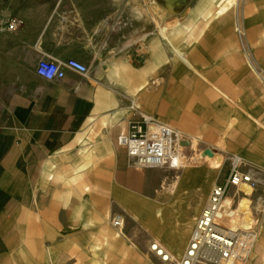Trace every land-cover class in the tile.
<instances>
[{
	"label": "crops",
	"instance_id": "obj_1",
	"mask_svg": "<svg viewBox=\"0 0 264 264\" xmlns=\"http://www.w3.org/2000/svg\"><path fill=\"white\" fill-rule=\"evenodd\" d=\"M216 2L0 0V264H51V253L55 264L87 263L82 244H94L102 214L119 208L140 223L114 196L145 194L135 182L147 175L116 143L138 113L196 150L264 169V0L237 5L251 63L234 12L213 16ZM41 59L88 73L46 81ZM198 172L183 171L177 194L156 203L200 215L193 194L208 176Z\"/></svg>",
	"mask_w": 264,
	"mask_h": 264
},
{
	"label": "built area",
	"instance_id": "obj_2",
	"mask_svg": "<svg viewBox=\"0 0 264 264\" xmlns=\"http://www.w3.org/2000/svg\"><path fill=\"white\" fill-rule=\"evenodd\" d=\"M241 1L234 0L232 8L237 10ZM234 16L235 32L249 55L242 24L236 14ZM21 25L20 21L14 20L6 28L14 31ZM65 69L80 75L88 73L87 66L76 60L60 63L52 59L39 60L35 72L44 80L53 81L63 79ZM118 144L125 148L131 164L138 170L169 168L171 155L176 154V149L187 148L179 132L143 113H138L134 120L128 122L126 131L118 137ZM226 161L228 172L222 183L212 186L183 255L176 259L163 245L150 242L148 250L160 264H243L247 260L249 247L257 235L260 217L264 215V192L255 196L254 191L264 187V183L257 170L240 156H229ZM241 186H247L254 192L251 194L254 198L250 204V218L246 225L230 230L219 216V210L230 192L237 193ZM111 221L114 227H123L118 216Z\"/></svg>",
	"mask_w": 264,
	"mask_h": 264
},
{
	"label": "bare ground",
	"instance_id": "obj_3",
	"mask_svg": "<svg viewBox=\"0 0 264 264\" xmlns=\"http://www.w3.org/2000/svg\"><path fill=\"white\" fill-rule=\"evenodd\" d=\"M216 3L220 4H218V7L216 5L213 16L223 15L231 11L234 12V15L236 14V10L232 8L234 0H217ZM189 148L190 150L194 151V154L190 158H187L184 155V150L180 148L176 149V154L171 155V166L169 169L175 168V170H178L182 168L184 172L197 169L201 177H203L204 174H206V176L211 175L213 178L212 181L214 182L215 178L219 176L220 172H222L225 166V158L217 152H212V155L209 156L205 155L203 151H197L195 142L189 144ZM104 150L109 152V150ZM188 177L189 185L195 183L191 176ZM177 179L178 177L173 183L171 193H173L177 187ZM213 182L212 184H214ZM88 190L89 189L84 188L83 192ZM176 192H174L175 195L177 194ZM204 192L205 190L203 189L201 194H193V196L196 198V200H193V203L195 202L199 205L204 204L205 206L207 198L205 199L206 194H204ZM174 194L172 195L174 196ZM251 194L252 190H250V188L247 186H241L237 193L234 194L230 192V195L220 207L219 216L225 220L226 226L230 230L237 229L239 226H244L249 221L250 215L247 216V214H250L249 198ZM163 195L164 194H158L159 198ZM114 196L117 202L125 210L130 212L134 219L142 224L144 230L152 236L153 242L163 245L176 259H179L183 255L190 234L198 218L196 219L195 216L190 217L189 214L184 213V215H181L180 219L179 216L177 217V211L179 210V207L177 204L171 201L167 206H160L158 204L151 205L148 202L140 199L138 195L132 194L131 196H128L127 194H114ZM116 216L119 217L121 224L123 223V227L116 228L112 225V214H110L108 211L102 214L101 217L103 225L99 226L98 234L93 240L94 244L90 246L94 251L91 252L88 250L89 253H92L91 257H89V262L79 263L77 261L76 264H155L150 259V257L141 254L138 248L126 236L123 230L126 217L123 214H118ZM175 217L176 221H182V223H185L177 230L171 226L175 221ZM173 242L176 244V247H172L171 244H173ZM256 245L257 248L255 247ZM71 246H74L72 241H69V243L65 246L66 250L69 252V257L73 256V249H75ZM263 247L264 215L260 217L256 238L254 242L251 243L249 247L248 259L243 264H253L258 251ZM79 257L80 255L77 254L75 258ZM54 259L55 254L51 253V264H55ZM196 264L202 263L198 262Z\"/></svg>",
	"mask_w": 264,
	"mask_h": 264
},
{
	"label": "rangeland",
	"instance_id": "obj_4",
	"mask_svg": "<svg viewBox=\"0 0 264 264\" xmlns=\"http://www.w3.org/2000/svg\"><path fill=\"white\" fill-rule=\"evenodd\" d=\"M243 30H244V28H243ZM245 46H246V44H245ZM244 53H245V57L246 58L248 57L247 61L248 62L250 61L249 63H251L252 61H251L250 54L248 55L245 51H244ZM89 133L91 134V136H93L94 135L93 129L91 131H89ZM116 143L118 146H120L118 144V137L116 139ZM182 150H184L183 151L184 155L187 158H190L194 154V151L190 150L188 144H187V148H184ZM197 151H199V150H197ZM203 152H204V150H203ZM252 168L257 170V172L260 174V176L263 180V183H264V169H261V168L258 169L255 167H252ZM133 170L137 173H141V174L143 173V174L147 175V177H144V178L137 177V182H135V186L137 185V189H140L145 194H133V195H138L141 199L147 200V202L151 205L157 204L156 200L157 199L159 200L158 194H166V192H167V194H173V193H171V189L173 188V183L176 180V178L178 177V175H180L184 171L182 168H180L178 170L169 169V168H165V169H144V170L133 169ZM227 172H228V162L226 161L222 172H220L219 177L217 176L218 177L217 178L218 183L223 182ZM204 175H206V174H204ZM204 175H203V177H204ZM133 180H136V178H134ZM206 180H208V182L206 183L207 187L204 189L205 190L204 194H206L205 199L208 197L209 187L213 182L212 181L213 178L211 177V175H209ZM201 191H203V188L201 189ZM254 192H255V196H256L257 194L264 192V187H259L257 189V191H254ZM254 192H252V194H254ZM200 194H201V192H200ZM169 196H171V195H169ZM252 198H254L253 195H250L249 206L253 200ZM249 211H250V207H249ZM177 213H178L177 217L179 216V218L181 219V215H180L179 210L177 211ZM118 214H123L124 216H126V214L124 213L123 210H120L119 208H115V210L112 212V218ZM249 215L250 214L248 213L247 216H249ZM195 217H196V219L199 218V213L197 215H195ZM184 224L185 223H182V221H176V217H175V221L173 222V224L171 226H173V228L175 230H177L178 228L182 227ZM123 230H124L126 236L138 248V250L141 252V254H143L147 257H150V259L155 264H160L159 261L148 250V246H149L150 242L152 241V236L144 230V227L142 226L141 223H136L134 221L131 222L130 220H127L125 225H124ZM80 244H82V243H80ZM82 245L84 248L83 251L86 254H88V250H90L91 252L94 251L93 249H91L90 246H88V242L83 241ZM171 245H172V247H176V244L174 242ZM255 247L257 248V245ZM91 255H92V253H91ZM59 264H63V263H59ZM67 264H71V263H67ZM135 264H137V263H135ZM253 264H264V247L258 251Z\"/></svg>",
	"mask_w": 264,
	"mask_h": 264
},
{
	"label": "water",
	"instance_id": "obj_5",
	"mask_svg": "<svg viewBox=\"0 0 264 264\" xmlns=\"http://www.w3.org/2000/svg\"><path fill=\"white\" fill-rule=\"evenodd\" d=\"M184 145H187V143H185ZM203 153H204L205 155H209V156L212 155V152H211L210 150H208V149L204 150Z\"/></svg>",
	"mask_w": 264,
	"mask_h": 264
}]
</instances>
